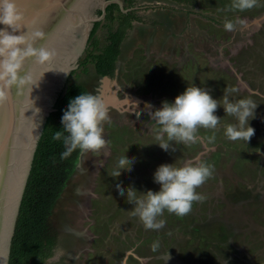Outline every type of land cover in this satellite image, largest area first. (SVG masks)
<instances>
[{
    "label": "rangeland",
    "instance_id": "1",
    "mask_svg": "<svg viewBox=\"0 0 264 264\" xmlns=\"http://www.w3.org/2000/svg\"><path fill=\"white\" fill-rule=\"evenodd\" d=\"M121 1L125 8L128 0ZM133 2L142 21L133 20L122 44L115 83L97 75L93 64L84 72L71 63L77 73L70 83L85 85L99 99L107 87V96L125 103L106 108V146L81 153L51 219L59 246L44 264H264V157L256 153H264V0L245 11L230 10L231 0ZM225 20L234 23V31H225ZM98 37L104 45L107 28ZM188 86L209 90L217 101L225 89H234L230 101L251 98L258 106L249 121L255 129L250 141L226 138V126L238 121L225 114L221 101L216 129H198V140L190 144L167 141L165 135L175 151L162 150L155 139L160 126L150 113L164 101L173 103ZM131 99L135 103H126ZM124 156L134 158L131 171L118 168ZM188 162L213 166L196 189L204 199L194 201L185 216L165 210L157 218L165 226L145 230L129 215L134 205L116 185L158 192L156 169ZM115 171L121 175L114 177Z\"/></svg>",
    "mask_w": 264,
    "mask_h": 264
},
{
    "label": "clouds",
    "instance_id": "2",
    "mask_svg": "<svg viewBox=\"0 0 264 264\" xmlns=\"http://www.w3.org/2000/svg\"><path fill=\"white\" fill-rule=\"evenodd\" d=\"M256 5L257 0H231L229 7L230 10L245 11ZM21 20L22 15L16 9L14 0H0V24L6 26L0 29V103L6 101L13 86L19 87L30 81L29 75H21L26 60L34 59L36 63L44 64L54 55L45 47L35 46V42L43 38L42 32L15 34L21 32ZM223 27L228 32L235 30L230 20H225ZM231 91L234 89H225L223 98L217 101L212 98L209 90L188 86L173 103L162 102L160 109L150 113L152 120L160 126L155 139L161 142L157 145L166 152L170 149L175 151L164 141L165 135L167 141L190 144L198 140V129H216L221 119L214 113L221 107V101L225 114L238 121L237 124L226 126V138L230 141L249 142L255 134L249 121L255 118L254 112L258 105L251 98L230 101ZM108 119V111L96 95L86 93L72 99L61 118L63 130L55 132L52 137L55 141H63L65 151L61 159L68 158L77 149L81 153L103 149L107 143L103 138V124ZM256 153L264 157L260 149ZM133 163L134 158L124 156L118 160V168L122 171L125 166H130L127 171H131ZM121 171H115L113 176L119 177ZM212 171L213 166L203 162H188L181 167L164 164L153 174V182L160 185L158 192L148 190L140 194L133 187L125 190L120 184L116 185V191L121 197L126 194L127 202L134 205L129 215L137 217L145 230H160L165 226V221L157 218L165 210L170 214L185 216L192 210L194 201L204 199L196 193V189L211 177ZM158 247V242L153 244V250Z\"/></svg>",
    "mask_w": 264,
    "mask_h": 264
},
{
    "label": "water",
    "instance_id": "3",
    "mask_svg": "<svg viewBox=\"0 0 264 264\" xmlns=\"http://www.w3.org/2000/svg\"><path fill=\"white\" fill-rule=\"evenodd\" d=\"M14 2L22 15L21 32L15 34L42 32L43 38L38 39L35 46L45 47L54 55L44 64H38L34 59L26 60L21 75H29L30 81L19 87L13 86L6 101L0 103V264L8 263L20 204L37 143L45 118L53 111V101L58 90L65 83L68 74L76 69L71 63L79 65L78 60L88 44L91 25L105 18L109 4L117 3L124 12L128 11L121 0ZM97 8L103 11L100 17L94 14ZM5 27L0 24V29ZM8 31L11 32V29ZM113 81L116 82L115 79ZM115 86L118 87L117 84ZM106 90L102 91L100 98L106 108L125 103L116 97L107 96ZM130 102L133 99L126 101Z\"/></svg>",
    "mask_w": 264,
    "mask_h": 264
},
{
    "label": "trees",
    "instance_id": "4",
    "mask_svg": "<svg viewBox=\"0 0 264 264\" xmlns=\"http://www.w3.org/2000/svg\"><path fill=\"white\" fill-rule=\"evenodd\" d=\"M133 6V0H128L125 9L130 12L127 13L119 4L111 3L106 8L105 18L92 23L86 56L78 60L79 68L83 67L86 72L87 65L93 64L97 75L115 77L121 47L133 28V20L142 21L131 10ZM102 14L100 8L95 10L96 17ZM102 26L107 28L104 45L98 37ZM76 73L77 69H74L68 74L53 101V111L45 118L20 204L7 264H44L59 246L60 233L51 219L70 176L78 166L81 152L77 149L68 158L61 159L65 151L63 141H55L52 137L55 132L63 130L61 118L69 102L81 94L90 93L85 85L70 83Z\"/></svg>",
    "mask_w": 264,
    "mask_h": 264
},
{
    "label": "flooded vegetation",
    "instance_id": "5",
    "mask_svg": "<svg viewBox=\"0 0 264 264\" xmlns=\"http://www.w3.org/2000/svg\"><path fill=\"white\" fill-rule=\"evenodd\" d=\"M131 9L133 10V8H131ZM115 73H116V74H115V77H114V78H111L112 80H114V79L116 80L117 70H116ZM101 77H102V76H101ZM102 78L105 79L104 77H102ZM109 78H110V77H109ZM109 78H108V79H109ZM109 82H111V84H112L114 81H113V82H112V81H109ZM111 84H110V85H111ZM106 89H107V87H106V88H103V89L101 90V93H102L103 90H106ZM115 90H116V87H115ZM127 99H128V98H127ZM131 103H132V102H131ZM133 103H135V99H133ZM134 107H135V109L138 110V111H140V110H144L142 107H141V109H140V108L138 107V105H134Z\"/></svg>",
    "mask_w": 264,
    "mask_h": 264
}]
</instances>
